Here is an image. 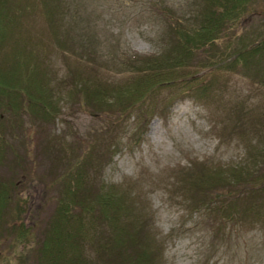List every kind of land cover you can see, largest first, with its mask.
<instances>
[{
  "label": "rangeland",
  "instance_id": "obj_1",
  "mask_svg": "<svg viewBox=\"0 0 264 264\" xmlns=\"http://www.w3.org/2000/svg\"><path fill=\"white\" fill-rule=\"evenodd\" d=\"M48 1H6L10 32L0 37V69L7 71L15 58L9 53L32 51L29 59L46 74L57 111L46 120L29 108L0 105V179L19 185L11 188L0 218V264H44L47 254L39 248L67 181L79 178L99 192L118 186L141 208L145 234L154 236L153 264H264V184H253L264 172V49L247 53L249 61L230 62L240 49L263 42L264 0H252L222 32L214 43L225 47L222 54L181 59L185 66L176 71L191 73L186 83L192 89L160 84L142 108L123 113L112 98L140 74L133 57L175 49L172 26L179 19L193 22L201 0ZM96 83L101 90L113 85L101 107ZM83 87L92 90L91 98ZM199 163L223 169L225 179H207L211 198L195 207ZM232 166L258 172L235 185L227 170ZM233 200L238 209L231 215L209 207ZM16 201L25 207L22 213L14 210ZM85 210L75 211L86 217ZM101 224V243L112 241L108 223ZM86 227L84 218L81 236L89 234ZM78 244L75 264L107 262L97 243L84 237Z\"/></svg>",
  "mask_w": 264,
  "mask_h": 264
},
{
  "label": "trees",
  "instance_id": "obj_2",
  "mask_svg": "<svg viewBox=\"0 0 264 264\" xmlns=\"http://www.w3.org/2000/svg\"><path fill=\"white\" fill-rule=\"evenodd\" d=\"M6 1L0 0V37L5 31L10 30L8 10L5 11L7 9ZM251 1L201 0L200 6L196 5L197 13L194 14L193 22L176 20L177 25L175 27L172 26L176 33L177 47L175 49L151 59L138 56L133 58L139 65L138 67H140V74L136 79L127 82V87L121 86L123 88H119L116 95L113 96L112 99H116L117 108L120 110L119 113L126 112L131 106L135 105L142 108L144 100L160 84L173 83V85H179L181 83L184 86L182 91L193 88V84L186 83L188 79H191L189 78L191 73L178 74L176 71L177 67L182 68L185 66L181 59L187 57L189 59L192 54H195L197 59L208 60L210 57L216 55L217 52L222 54L225 47L223 45L221 47L216 46L214 43L221 36L222 32L230 24L234 23L238 15L249 7ZM48 2L52 3L51 0ZM50 9L55 14L57 13L53 6ZM59 20H61L60 17L54 21L56 23ZM54 32L57 38H60L58 34L60 31L54 30ZM263 42L251 49L249 48L250 50L240 49L230 62H238L240 59H243L245 62L249 61L247 60L248 54L259 53L264 49ZM201 49L202 52L200 51ZM31 52L27 53L26 50L20 52V49H17L12 54H8L9 57L15 56V58L10 60L8 57L10 63L7 71L0 69V105L5 101L16 112H19L21 109L26 111V108H29L34 117L46 120L52 119L57 111V106L55 101H51L53 95L48 86L49 82L46 74L40 72L38 63L35 60H30L33 58ZM26 53L28 57L25 59L23 54ZM95 86L99 88H96L97 90L94 91V96L97 95L95 97L96 103L100 107L102 104L104 105V101L108 104L106 97L109 95L108 92L111 91L113 85L103 90L100 89L101 83H96ZM87 88L83 87L82 90L87 92V97L91 98L92 90H88ZM3 149L0 147V160ZM204 168L199 163L195 166L196 172L193 171L195 173L194 179L199 183V186L195 183L198 186L197 194L201 196L198 202L193 201L195 207H202L201 204H204L205 199L212 195H209L210 192H208V188L206 187V184H208L207 179L215 180L217 178L219 180L215 182L221 184L222 179H225V171L223 169L219 167ZM248 169L250 168L247 167V170L242 172L240 167L232 166L227 170L230 172V176H233V183L240 185L239 182L242 179H247L248 174L254 175V173L258 172V170L253 172L252 169L248 172ZM260 177L261 182L258 184L253 180L255 188L256 186L262 187L264 184V172H261ZM194 179H191L190 184H194ZM78 180L79 182L73 179L67 181V190L65 195L61 196L63 198L59 200L55 215L52 217L53 222L49 226L51 229L47 230V234L41 244L42 246L39 248L40 253L47 254L44 255V264H75L77 254L74 251L79 252L77 249L80 248V244L78 243L84 237L97 243L101 251L107 253L103 259L107 260V262H96V264H153V260L149 256L153 253L151 247L153 242H155L154 236L151 233L145 234L147 231L144 229L145 224L141 223V208L136 204H134L135 206L130 204L126 195L122 193V189H119L118 186L113 185L99 192L93 187L89 188L86 186L88 182L86 178H84V183L83 178H79ZM17 185L12 181L6 182L0 179V218L5 214L7 209H4L11 200V188L16 189ZM211 187H214V185ZM16 196L18 197V194ZM78 207L86 209V217L82 215L81 211L79 213L75 211ZM209 207L210 209H214V211L216 209L217 213L226 211L228 215H231L238 209V204L235 200L230 203L223 202L222 204L211 202ZM24 209L25 207L21 202L17 203L16 201L14 210L22 213ZM87 214L90 218H87ZM84 218L86 219V223H88V227L86 228L89 234L81 236V223H83ZM102 222L108 223V235L112 237V241L108 240L101 243L100 239L104 230L102 231L101 227H96L104 226L101 224ZM22 226L24 230L26 225L23 223ZM24 232L20 236L21 240H24ZM75 232L78 238H73ZM98 232L102 233L98 234ZM127 250L133 253H130V256L123 257L122 260L118 259L119 254H123ZM69 252H73V254H69ZM149 252H151L150 255Z\"/></svg>",
  "mask_w": 264,
  "mask_h": 264
}]
</instances>
